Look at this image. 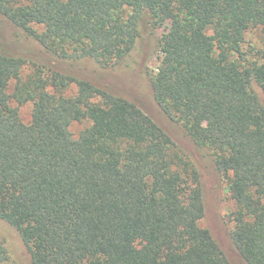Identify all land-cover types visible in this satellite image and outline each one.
<instances>
[{
    "label": "trees",
    "instance_id": "1",
    "mask_svg": "<svg viewBox=\"0 0 264 264\" xmlns=\"http://www.w3.org/2000/svg\"><path fill=\"white\" fill-rule=\"evenodd\" d=\"M0 17L43 49L0 48V220L30 264H233L200 226L201 175L176 141L136 103L72 71L119 64L142 28L163 30L157 106L227 180L236 209L230 228L218 219L231 253L264 264V106L252 89L264 94V0H0ZM254 30L261 44L246 45ZM28 63L36 70L23 80ZM12 98L33 104L29 124ZM81 121L90 126L75 138Z\"/></svg>",
    "mask_w": 264,
    "mask_h": 264
},
{
    "label": "rangeland",
    "instance_id": "2",
    "mask_svg": "<svg viewBox=\"0 0 264 264\" xmlns=\"http://www.w3.org/2000/svg\"><path fill=\"white\" fill-rule=\"evenodd\" d=\"M41 31V28H37ZM162 29H143L141 36L137 39L136 45L131 53L119 64L107 68H101L94 61H83L73 72L94 82L105 83L118 96L136 103L153 120L161 126L177 143L178 151L191 161L198 169L204 186L205 198L209 206L206 217L200 222V226L212 231L215 238L221 244L233 264H240L237 256L231 253L226 237V229L222 228V221L226 223L227 217L236 209L232 200L228 183L225 177L218 174L213 158L205 151L203 153L194 149L191 141L184 135V131L178 123L171 121L157 106L152 92L151 78L158 70L161 63L159 52V38ZM246 45L249 42L261 44V35L258 31H250L246 37ZM250 47V46H249ZM0 48L14 55L39 56L42 47L25 35L16 27H12L0 17ZM36 67L28 63L22 70L23 80L34 74ZM11 83L8 93L13 94L14 84ZM253 91L257 94L264 106V94L260 87L253 83ZM77 92L75 85H71L66 91V96H74ZM10 106L18 110L20 120L29 124L32 119L33 104L31 102L19 104L12 98ZM90 126L89 121L74 122L70 126L71 134L77 138L81 131ZM208 154V155H207ZM221 222L219 223V219ZM5 250L6 260L0 257V264H30V257L21 241L18 232L7 223L0 220V249Z\"/></svg>",
    "mask_w": 264,
    "mask_h": 264
}]
</instances>
